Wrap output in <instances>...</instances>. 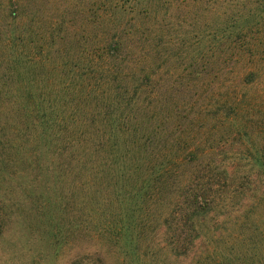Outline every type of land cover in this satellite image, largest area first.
<instances>
[{
    "label": "trees",
    "instance_id": "16d2710c",
    "mask_svg": "<svg viewBox=\"0 0 264 264\" xmlns=\"http://www.w3.org/2000/svg\"><path fill=\"white\" fill-rule=\"evenodd\" d=\"M264 264V0H0V264Z\"/></svg>",
    "mask_w": 264,
    "mask_h": 264
},
{
    "label": "rangeland",
    "instance_id": "374dc122",
    "mask_svg": "<svg viewBox=\"0 0 264 264\" xmlns=\"http://www.w3.org/2000/svg\"><path fill=\"white\" fill-rule=\"evenodd\" d=\"M71 257H72L71 255L61 257V258L58 260L57 264H71V262H70V258H71Z\"/></svg>",
    "mask_w": 264,
    "mask_h": 264
}]
</instances>
